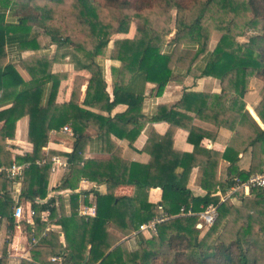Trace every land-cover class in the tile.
Returning a JSON list of instances; mask_svg holds the SVG:
<instances>
[{"label":"trees","instance_id":"1","mask_svg":"<svg viewBox=\"0 0 264 264\" xmlns=\"http://www.w3.org/2000/svg\"><path fill=\"white\" fill-rule=\"evenodd\" d=\"M132 25V37L113 38L127 35ZM213 30L220 37L211 47ZM246 32H252L248 40L237 42ZM45 37L54 51L40 55ZM6 43L33 52L20 61L28 81L7 63ZM105 60L117 63L110 66L111 100ZM57 63L87 72L81 104V77L74 79L68 103H57L66 80V73L53 72ZM187 78L216 79L219 92L184 88L178 101L158 105L147 118V96L160 97L168 84H183ZM252 79L264 84V0H0V108L9 106L0 110V166L9 167L14 160L30 163L19 182V200L37 211L36 244L19 264H57L49 262L56 256L63 258L62 264H264V188H251L235 203L214 196L219 188L225 194L237 181L243 184L252 175L264 174V95L253 107L263 128L245 109ZM45 105L53 111L47 125L38 126L35 114ZM118 105L125 109L111 115ZM25 118L32 151L19 157L5 148V141L15 137L17 122ZM148 122L168 128L163 135L149 129L141 150L149 157L147 163L122 161V148L112 138L132 147ZM65 125L73 133L71 152L64 153L69 171L54 189L70 192L69 215L61 195L47 198L50 158L63 154L43 150L51 132ZM89 128L96 132L94 139L85 134ZM177 129L187 131L191 152L173 148ZM219 129L233 131L223 153L202 145L205 139L214 141ZM92 144L101 156L86 159ZM247 153L251 162L243 170L239 162ZM42 159L44 165L35 164ZM222 162L226 165L218 182ZM196 168L201 194L188 188ZM81 179L106 187L105 194L91 191L96 210L87 220L77 211L80 202L89 204L87 191L75 193ZM7 184L1 175L0 217L11 233L13 199ZM156 188L161 200L155 205L148 191ZM209 205L217 207V216L201 234L198 214ZM158 207L166 220L156 225V234L139 232V225L156 217ZM45 209L61 233L46 230L48 224L39 219ZM27 238L31 241L30 227ZM6 245L0 248V264L9 262Z\"/></svg>","mask_w":264,"mask_h":264},{"label":"crops","instance_id":"2","mask_svg":"<svg viewBox=\"0 0 264 264\" xmlns=\"http://www.w3.org/2000/svg\"><path fill=\"white\" fill-rule=\"evenodd\" d=\"M119 36L128 37L126 35H119ZM119 36L117 38H121ZM43 41H44V47L45 48L38 51L37 53L40 55L47 54V53H49V54L53 53L54 47L49 43V41L47 43V40L45 38H43ZM5 51H6L7 63L14 65L16 70L18 71L19 75L23 78V80L28 81L30 79V77L26 73V71L21 68L20 61L27 58L28 56L32 55L33 52L32 51H23V52L20 51L17 43H6ZM111 65H117V63H112L109 60H105L103 63L104 78H105V82L107 85L106 91L110 97V100L112 99V85H111V74H110V66ZM53 72L54 73H66V80L62 81L60 84L59 92L57 95V103H64V104L68 103L70 95H71L74 79L76 77H81L83 79L82 85L80 88V94H79V103L81 104L83 99H84L85 90H86L87 83H88L87 72L86 71H75V70H73V67L68 63H57V64H55L53 66ZM250 85H254L255 90L252 92H248L246 94L244 101L247 102L246 100L249 99L250 102L246 103L245 109H246V111H248L250 113V115L253 117V119L262 128L261 122L259 121V119L257 118V116L255 115V113L252 110V108L255 106L254 103H256L258 101L257 95H258L259 91H261L262 86L259 88V84L257 82H255L254 80H251ZM184 88H187V89H190L193 91H206V92H210V93H218L219 92V82L216 79H212V78H200V79H196V80H193L192 78H187L183 82V84L170 83L165 87L163 94L160 97L147 96V99L145 100V103H144V113L147 116V118H151L155 114L156 108L158 105H161V104L171 105V104L175 103L176 101H178L181 98L182 91ZM150 89H151V85H147L146 92L148 93V91ZM48 91H49L48 86H46L45 88L42 89L41 99L43 98V102H44V99L46 98V96L48 94ZM255 93H257V95H255ZM7 107H9V106H4V107L0 108V110L5 109ZM124 109H125V107L123 105H118L114 108L111 115H113L115 113H119V112L123 111ZM52 111H53V106L45 105V106L41 107L35 114V124L38 126H43V127L46 126L50 117H51ZM195 123L197 125H201L202 127H205V128L215 129L212 126L206 125V124L201 123L199 121L195 122ZM0 126H1V124H0ZM151 127H153L158 134L163 135L166 132L168 125L166 123H153V124H151L148 122L146 124V127L141 132V134L138 136L136 141L133 143L132 147H129L128 142L126 140H118V139L112 138L115 141V143L119 147L122 148V151H123L122 161H124L126 163H128V162L147 163L149 157L147 154L143 153L141 150H142V147L147 140L148 131ZM26 129H27V119L25 118V119H22V120L17 122L15 137L13 139H7L5 141V148L9 152H11L12 155L23 157L20 155L22 152H26L28 154L31 153L32 145L29 142H27V140H26ZM85 134L88 137L94 139L96 132L93 129L89 128L85 131ZM50 135L52 138L48 141L47 146L43 149L44 152H47L49 150L57 151V152H60L63 154L60 156H64V157H65L64 153L67 154V153L71 152L70 136H67V134H63L61 132V129L59 130V132L52 131ZM232 135H233V131H230L228 129H219L217 131V137L214 141H210V140L205 139L202 141V145L204 147L211 148L215 151L223 153L224 150L226 149ZM61 136H64V137H61ZM186 137H187V131L186 130L177 129V131L174 134L173 148L177 151L191 152L192 146L186 142ZM94 148H95V144H92L91 149L87 150V152L84 155L86 159L101 156V154L98 153ZM250 162H251V156L249 155V153L244 154L242 159L239 162L240 169L247 170L250 166ZM225 165H226V163L222 162L220 168L218 169V174H217L218 182L223 178L221 167L225 166ZM65 175H61L60 173L55 174V175H49L51 186H52V191L49 190L48 192L49 193L50 192H55V193L59 192V195H61L63 197V199L66 201V214L69 215L70 213L68 210L69 209L68 198H69L70 192H68V193L63 192L62 194H60V191H57V189H54L55 186H59V184H61ZM198 176H199V169L196 168L192 171L191 179H190V182L188 184V188L194 194H201L202 193V190L200 189V187L198 185V183H199L198 182ZM84 187L86 189L85 191H87V193H88V199H89L88 203L93 202L92 197L94 195L91 192L92 190L99 192L100 194H105V192H106V187L104 185H94V184L87 182V185H85ZM0 191L2 192L3 190H0ZM6 191H8L12 195V199L16 198L18 196V192L20 193V191H21L20 183L19 182L13 183V184L8 183L6 185ZM218 192H220L219 189H217L214 196H218ZM48 197H49V194H48ZM83 199H85V197L80 196V200H83ZM148 200L152 204H155V205L158 204L161 200V190L158 188L150 189L148 191ZM81 205H86V204H84V202H80L79 206H81ZM7 225H8V223L3 221L2 228L0 229V243H1L2 236L3 235L5 236L7 233V230H8ZM51 226H52L53 231L61 233V231L58 228H56L53 223L51 224ZM112 231L114 233V230H112ZM115 234H117V233L115 232ZM25 239L26 238H25L23 233H21L17 230L14 231V236L12 238L14 244L19 242L20 247H23L26 244ZM26 256H25L26 257L25 259H28L29 253ZM19 260H21V259L15 258V259L9 260L8 264H19V262H20Z\"/></svg>","mask_w":264,"mask_h":264},{"label":"built area","instance_id":"3","mask_svg":"<svg viewBox=\"0 0 264 264\" xmlns=\"http://www.w3.org/2000/svg\"><path fill=\"white\" fill-rule=\"evenodd\" d=\"M168 41L166 42L167 45ZM165 45V46H166ZM164 51H162L163 53ZM61 132L63 134H67V136H72V130L69 125H65L61 128ZM21 156H27L28 153L22 152L20 154ZM46 163L45 159L42 160H37L35 162L36 165L41 166ZM30 166L29 162H23L20 163L18 161H13L11 166L9 167H1L0 166V176L4 175L5 180L8 183H18L20 182L24 170L28 169ZM69 171V163L66 158V156H60V155H53L50 158V175H55L60 173L61 175L67 174ZM85 185H87V181L85 179H81L79 182V185L77 189L75 190L76 193L82 194L86 189ZM253 187H261L264 188V174H257V175H252L248 178V180L245 183H239L238 181L236 184L231 187L225 194H222L218 192V196L220 197L221 202L225 200L232 199L235 196H240V195H247L249 193V190ZM63 192L68 193L69 191H60V194ZM3 191H0V195H3ZM19 195L20 193L18 192V196L13 199L12 207H11V218L14 220V230H17L21 233L22 228L24 227V236L26 240V244L23 247H20L19 242L13 243V240L11 242L7 243L6 249H5V257H7L8 260L12 259H25L27 254L30 251V248L36 244V238H35V233L33 228L35 227V218L37 216V211L30 206L29 203H25L24 201L19 200ZM56 195H59V192H50L49 197H54ZM85 197V195H82ZM95 204L94 203H89L88 205H81L78 207V216L79 217H84L86 220L90 217L95 216ZM158 213L155 218H153L151 221L147 223H143L139 225L138 231L142 233H150L155 235L156 234V225L163 222L166 220V214L161 210V207L157 208ZM181 212H183V209H181ZM190 215L191 213L188 212ZM217 216V207L213 205H209L206 207V209L198 214V224L200 226L204 227H210L211 224L214 222L215 218ZM50 218V211L48 209H45L39 214V219L41 222H45L48 224V227L46 230H52L51 222L49 221ZM4 219L0 217V229L2 228ZM31 229V241H28L27 238V228ZM12 231V232H13ZM53 231V230H52ZM9 230H7V233ZM10 233V232H9ZM9 238V237H8ZM61 242L64 244V239L61 235L60 237ZM2 256V250H0V257ZM26 256V257H25ZM49 262L51 263H57V264H62L63 263V258L61 256H56V257H51L49 258Z\"/></svg>","mask_w":264,"mask_h":264},{"label":"rangeland","instance_id":"4","mask_svg":"<svg viewBox=\"0 0 264 264\" xmlns=\"http://www.w3.org/2000/svg\"><path fill=\"white\" fill-rule=\"evenodd\" d=\"M220 1V0H219ZM174 15H175V12L173 11L172 12V16H173V18H174ZM131 30H130V32L126 35V36H128V37H132V35H133V33H134V25H132L131 26V28H130ZM252 32H246L245 33V35L244 36H239V37H236V41L237 42H239V43H244V42H246L247 40H248V37H249V35L251 34ZM119 36V35H118ZM118 36H114L113 38H117ZM170 36H172V35H170ZM169 36V37H170ZM119 37H121V36H119ZM168 37V38H169ZM219 37H220V33L218 32V31H214L213 30V32L211 33V47H213L214 45H215V43L217 42V40L219 39ZM45 39L47 40V43H48V38H46L45 37ZM50 43V42H49ZM54 47V46H53ZM252 80H254L255 82H257L258 84H259V88L262 86V88H261V91H259V93H258V95H257V93H255V95H257V100L259 101L261 98H262V96L264 95V84L263 83H260L259 81H257V80H255V79H252ZM250 82H251V80H250ZM250 82H249V84H248V92H252V91H254L255 90V88H254V85H250ZM247 92V93H248ZM247 102H250V100L249 99H247L246 100ZM258 101L256 102V103H254L255 105L258 103ZM247 102H245V105H246V103ZM252 110H253V108H252ZM254 112V111H253ZM258 118V117H257ZM262 124V123H261ZM262 128H263V125H262ZM49 178H50V176H49ZM220 182V181H219ZM219 185V184H218ZM220 189V188H219ZM48 190H50V191H52V186H51V182H50V179H49V189ZM241 196V195H240ZM240 196H235V197H233L232 199H229V201H231V202H238V198L240 197ZM157 212H158V210H157ZM208 229V227H204V225L203 226H201L200 228H199V230H200V232H201V234H203L204 232H206V230ZM15 231V230H14ZM14 231L13 232H11V233H6V235L4 236H2V238H1V243H0V247L2 246V244L3 243H5L6 242V244L7 243H9V242H11V240H12V238H13V236H14ZM22 232H23V234H24V227L22 228ZM115 233V232H114ZM9 237V238H8Z\"/></svg>","mask_w":264,"mask_h":264},{"label":"water","instance_id":"5","mask_svg":"<svg viewBox=\"0 0 264 264\" xmlns=\"http://www.w3.org/2000/svg\"><path fill=\"white\" fill-rule=\"evenodd\" d=\"M201 226L198 224L197 225V228H200ZM87 259H88V254L86 255V257H85V260H84V263L87 261Z\"/></svg>","mask_w":264,"mask_h":264}]
</instances>
